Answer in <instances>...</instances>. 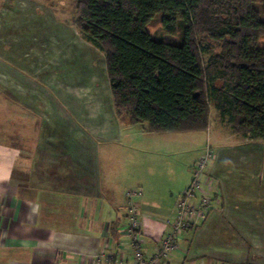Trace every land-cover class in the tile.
Listing matches in <instances>:
<instances>
[{
  "label": "rangeland",
  "instance_id": "obj_1",
  "mask_svg": "<svg viewBox=\"0 0 264 264\" xmlns=\"http://www.w3.org/2000/svg\"><path fill=\"white\" fill-rule=\"evenodd\" d=\"M75 6L76 0H0V142L16 145L27 153L35 149L41 137L52 132L58 134L56 127L50 128L53 121L62 124L68 121L72 128H79L82 135L91 138L98 137L95 134L98 128L103 139L115 138L114 142L95 144L102 165L111 162L124 178L127 170L130 190L148 177L153 184H159L156 194L161 199L153 198L154 192H146L151 197L144 194L143 200L149 204L169 203L172 197L181 196L192 177L193 165L209 150L203 172L205 187L208 189L212 183L217 188L221 178L212 174V160L222 143L225 147L236 138L227 118L211 104L206 130L151 134L145 133V123L123 124L115 115L110 118L114 110L105 53L86 41L73 24L77 16ZM256 8L264 19L261 5L256 4ZM161 18L162 13H158L149 21L146 25L149 34L166 42L181 43V30L174 34L166 32ZM199 42L201 47H210L212 53L220 50L219 41L199 37ZM257 46L264 47V35L259 36ZM208 57L209 54L200 51L203 65ZM107 122L113 123L114 132L106 130ZM86 145L89 147L88 144L82 147ZM256 147V164L252 163L255 169L235 173L225 167V179L241 180L255 194L250 198L255 206L233 208L238 216L250 217L249 224L239 225L243 229L247 226L252 233L250 237H234L232 232L239 219L234 215L231 222L221 219L218 224L221 230L215 240L224 246L234 244L242 252L241 261L250 259L254 264H264V153L257 143ZM107 155L110 159L104 160ZM138 197H133V201L139 200Z\"/></svg>",
  "mask_w": 264,
  "mask_h": 264
},
{
  "label": "crops",
  "instance_id": "obj_2",
  "mask_svg": "<svg viewBox=\"0 0 264 264\" xmlns=\"http://www.w3.org/2000/svg\"><path fill=\"white\" fill-rule=\"evenodd\" d=\"M82 112L79 109V114ZM53 122L50 128L56 127L58 134L41 137L33 151L24 153L16 145L0 142V264H96L100 253L129 258V241L121 232L127 223L125 194L131 186L127 170L124 178L111 162L102 165L95 150L99 142H114L115 133L111 136L114 139L105 140L97 128L98 137L91 138L82 135L79 128H72L68 121ZM107 125L106 130L114 132L113 123ZM232 134L236 137L233 144L224 147L222 143L210 166L212 174L221 178L217 188L212 183L208 186L216 204L203 220H196L195 226L183 232L179 251L173 253L170 264H254L250 259L241 261L242 252L234 244L224 246L215 240L221 230L218 224L224 218L229 222L235 216L239 218L231 234L237 239L252 233L247 226L243 229L239 225L249 224L250 217L238 216L233 208L251 207L250 198L255 194L245 182L225 179V167L234 172L255 169L256 143L264 153V139ZM239 137L248 142H241ZM107 159L109 156H104ZM137 183L140 185L132 190L138 189L141 194L133 202L144 252L151 254L168 229L181 196L173 199L171 192L169 203L149 204L143 196L154 192L151 196L161 199L156 194L159 184H153L151 177ZM183 184L182 190L187 180ZM100 264L111 263L102 259Z\"/></svg>",
  "mask_w": 264,
  "mask_h": 264
},
{
  "label": "trees",
  "instance_id": "obj_3",
  "mask_svg": "<svg viewBox=\"0 0 264 264\" xmlns=\"http://www.w3.org/2000/svg\"><path fill=\"white\" fill-rule=\"evenodd\" d=\"M256 4L264 11V0H76L73 24L105 53L116 119L145 123L148 132L199 131L213 104L234 134L264 139V47L257 46L264 19ZM158 13L166 32L181 30V43L149 34ZM199 37L221 42L220 50L201 47ZM200 51L209 54L205 65Z\"/></svg>",
  "mask_w": 264,
  "mask_h": 264
},
{
  "label": "built area",
  "instance_id": "obj_4",
  "mask_svg": "<svg viewBox=\"0 0 264 264\" xmlns=\"http://www.w3.org/2000/svg\"><path fill=\"white\" fill-rule=\"evenodd\" d=\"M209 157L210 151L207 150L205 156L193 165L192 177L176 202L168 229L164 231L151 254H146L143 250L137 208L132 200L133 196L141 194V191L138 189L128 190L125 194L128 206L127 223L121 232L128 238L130 257L100 253L96 257V264H100L102 259L111 264H170L173 253L179 251V242L183 232L190 228L197 219H203L207 211L216 204L217 199L205 187L206 179L203 175Z\"/></svg>",
  "mask_w": 264,
  "mask_h": 264
}]
</instances>
